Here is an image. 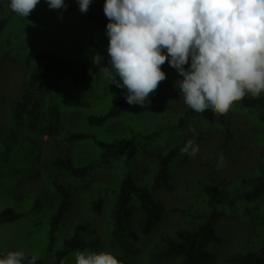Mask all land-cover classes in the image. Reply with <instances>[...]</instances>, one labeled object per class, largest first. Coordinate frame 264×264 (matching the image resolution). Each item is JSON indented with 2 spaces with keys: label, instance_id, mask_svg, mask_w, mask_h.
I'll list each match as a JSON object with an SVG mask.
<instances>
[{
  "label": "trees",
  "instance_id": "obj_1",
  "mask_svg": "<svg viewBox=\"0 0 264 264\" xmlns=\"http://www.w3.org/2000/svg\"><path fill=\"white\" fill-rule=\"evenodd\" d=\"M69 2L79 10L77 0ZM83 14L94 30L109 40L106 34L109 21L103 12L102 1L92 0L89 10ZM8 21L9 18H0V39L8 27ZM29 24L31 36H37L41 25ZM21 30L11 38L8 50L0 52V65L7 59L24 63L27 83L20 97L10 102L8 117L11 126L0 130V133L13 135L14 127L26 126L40 133L53 134L59 121L58 114L63 112L60 109L62 101L86 97L88 84L102 74L100 69L103 66L109 64L108 45L100 54L103 59L97 65L93 58L83 61L62 53L49 40L35 42L34 47L30 48L24 43L29 34L27 28ZM163 70L166 73L171 71L173 79H182L178 70L171 66ZM126 95V88L116 85L111 88L105 101L91 104L82 118V127L67 131L64 140L72 145V151L61 156H48L42 161L45 172L56 170L67 178L65 183L49 173L43 176L44 187L52 200L50 206L41 211L43 195L46 194L36 192L29 197H33V200L27 208L8 205L0 212V223L28 219L41 213L38 220L33 221L34 228H31L30 233L33 236L28 237L29 247L34 254L62 250L74 236L75 246L60 257L58 264H64L61 261L72 250L86 247L98 249L97 238H90L88 244L81 237L82 231H89L84 223L77 224L72 232L64 233L66 217L73 206L71 190L76 189H83L90 196L91 211L100 212L108 208L105 229L110 236V247L119 248L128 240L139 242L141 234H151L163 219V205L154 198L151 188L166 192L173 190L172 178L176 169L182 167L190 157L181 154V148L187 141L195 138L196 143H199L220 133L221 145L226 148L234 140L228 114L216 115L210 109L197 113L186 107L176 117L165 120L161 108L149 105L150 117H145L132 112L135 104H129ZM55 99L57 106L49 105ZM236 106L256 125L257 130L250 133V139L261 149L259 161L233 181L221 180L220 171L216 168L205 178L184 179L183 189L194 201L186 208L173 210L190 226L179 228L175 235L159 234L146 250L148 264L176 259H179L178 264L211 262L214 255L210 244L222 242L215 227L221 216L234 217L251 224L249 242L242 250L228 254L230 264H264V94L259 99L248 96ZM194 121L200 124L201 130L190 131ZM116 123L124 127L121 132L112 131ZM5 149L7 156L18 150L10 144ZM140 152L147 155L158 153L156 160L144 167V179H139L134 173V158ZM21 157L32 159L25 152ZM1 164L0 159V183ZM105 174L112 178V183L97 181V175ZM38 175V169L35 168L29 177L34 179ZM0 255H4L1 247ZM119 258L123 264H128L124 255H119ZM38 262L42 263L40 259ZM43 264L46 262L43 261Z\"/></svg>",
  "mask_w": 264,
  "mask_h": 264
},
{
  "label": "rangeland",
  "instance_id": "obj_2",
  "mask_svg": "<svg viewBox=\"0 0 264 264\" xmlns=\"http://www.w3.org/2000/svg\"><path fill=\"white\" fill-rule=\"evenodd\" d=\"M104 4L105 0H101ZM66 9H50L46 0H40L38 6L27 18L17 16L10 9V0H0V18H6L8 27L0 39V52L8 50L12 43V37L21 28H27V39L24 43L30 48L34 47L35 42L49 40L54 47L62 53L81 59L83 61L92 59L96 54H102L109 44L106 37L98 34L92 24L85 18L80 10L73 8L69 0H65ZM39 23L41 26L38 35L31 36L30 24ZM21 32H23L21 30ZM25 64L22 62H12L7 59L0 65V130L11 126L8 117V109L12 100L18 99L22 88L26 85ZM163 69L169 68L166 62ZM172 72L168 71L167 78L159 84L158 89L150 94V103L145 105L135 104L132 112H137L145 117H150L149 105L157 106L164 111L165 120L176 117L178 113L187 107L181 96V92L176 86L179 80L173 79ZM119 79V77H118ZM115 87L102 73L88 84V95L77 100L66 98L62 101L60 109L63 111L58 114L59 121L53 134L40 133L37 130H30L28 127H14L13 135L0 133V159L2 167V181L0 183V212L8 205H20L26 207L32 203L36 192H42L44 201L41 211L52 204V200L44 187L43 176L47 173L57 179L67 183V178L56 170L45 172L42 168V161L48 156H61L72 151V145L64 140L69 129H76L83 126V116L89 111L91 104L104 100L110 94L111 88ZM105 101V100H104ZM102 101V102H104ZM57 99L52 100L49 105L57 106ZM234 140L228 147L223 148L222 135L214 134L209 140L196 143L199 151L196 155L190 156L188 161L176 169L172 178L173 190L166 192L162 189L151 188L154 198L163 205V219L156 229L149 234H141L140 241L137 243L128 240L119 248H112L109 245L110 236L108 235L105 224L108 219V208H103L100 212H93L90 209V196L83 189L71 190L73 194V206L66 217L67 227L65 234L75 230V226L84 223L88 232L80 234L89 244L90 238H97L99 241L98 249L90 247L89 251L110 250L118 255H124L128 264H148L146 250L157 240L161 233L175 235L176 231L185 226L186 223L182 216L174 208H186L192 204L194 198L186 193L182 186V181L186 178L199 177L205 178L213 168H217V157L223 153L226 157V166L220 168V179L233 181L240 174L252 169L259 161L261 149L255 146L250 139V133L257 130L256 125L249 116L236 105L228 113ZM149 119V118H148ZM151 122V121H145ZM153 122V121H152ZM156 125L155 122H153ZM192 128L201 130L202 127L197 121L192 122ZM124 129L122 124L116 123L112 126L115 133ZM5 140L4 141L2 140ZM1 142L4 144L2 145ZM11 145L18 149L17 153L12 152L7 156L5 147ZM3 146V147H2ZM22 150V151H21ZM26 153L27 160L21 156ZM158 153L147 155L144 152L136 154L134 158V173L139 179H144L143 169L152 161L156 160ZM38 169L39 175L31 179L29 174ZM97 181L112 183V178L105 175H97ZM27 197V198H25ZM41 215L31 216L30 218L0 223V247L4 254L8 251L23 250L30 255H35V264H58L60 257L76 244V236L69 242L67 247L52 253L34 254L29 247V238L33 235L31 228H34L33 221L38 220ZM137 225V221L135 223ZM138 230V225L136 226ZM216 230L222 238L220 244H210L214 259L207 264H230L228 254L242 250L249 242L251 224L240 221L234 217L221 216L216 222ZM75 249L64 256L61 263L75 264ZM84 250V249H83ZM179 259L162 262L160 264H178Z\"/></svg>",
  "mask_w": 264,
  "mask_h": 264
},
{
  "label": "clouds",
  "instance_id": "obj_3",
  "mask_svg": "<svg viewBox=\"0 0 264 264\" xmlns=\"http://www.w3.org/2000/svg\"><path fill=\"white\" fill-rule=\"evenodd\" d=\"M66 9L65 0H46ZM86 13L92 0H77ZM40 0H10V9L27 18ZM109 64L100 70L110 83L126 88L129 104L150 103V94L167 78L168 62L184 103L197 113L226 115L248 96L264 94V0H105ZM103 58L96 54L97 65ZM189 65V67H185ZM119 77V79H118ZM195 132V129L190 128ZM195 138L181 148L194 156ZM226 166L223 153L217 168ZM216 227V226H215ZM23 250L0 255V264H35ZM75 264H123L110 250H76Z\"/></svg>",
  "mask_w": 264,
  "mask_h": 264
}]
</instances>
